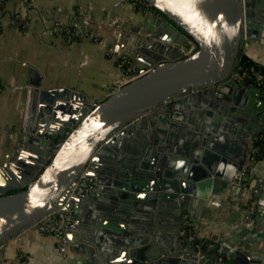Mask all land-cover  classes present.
I'll return each mask as SVG.
<instances>
[{"label":"water","instance_id":"1","mask_svg":"<svg viewBox=\"0 0 264 264\" xmlns=\"http://www.w3.org/2000/svg\"><path fill=\"white\" fill-rule=\"evenodd\" d=\"M146 1L158 28L149 25L138 46L127 51L134 69L106 98L94 99L77 86L35 82L29 117L13 138L15 155L0 166V247L63 208L72 209L71 232L89 229L83 238L91 245L81 246L98 264H264L263 248L212 251L204 244L200 248V240L188 233L175 248L165 244L154 224L164 197L175 199L173 215L187 212L197 219L218 192L217 183L237 186L245 176L250 139L264 125L226 111L213 117L206 106L210 98L232 101L238 88L264 103L253 81L237 77L243 74L237 67L245 44L256 37L255 28L264 27V0ZM188 37L198 48L182 56L179 45ZM199 108L203 115L194 121ZM156 138L172 160L163 158L167 153L151 154L163 150L155 146ZM89 162L92 187L78 191ZM6 175L23 187L10 192ZM96 203L107 210L108 224L88 221L98 215ZM70 238L75 239L72 233Z\"/></svg>","mask_w":264,"mask_h":264},{"label":"crops","instance_id":"2","mask_svg":"<svg viewBox=\"0 0 264 264\" xmlns=\"http://www.w3.org/2000/svg\"><path fill=\"white\" fill-rule=\"evenodd\" d=\"M86 13L91 16L90 28L95 39L85 37L72 41L63 29L77 23L81 14ZM155 15L150 7L137 10L129 0H1L0 166L8 155L11 159L15 155L13 138L29 117L35 82L42 81L45 87L77 86L94 99L106 98L127 74L121 59L127 58L126 53L133 46H138L136 40L144 34L143 30L150 26L152 31L158 28L156 19L153 20ZM254 33L256 37L245 44L244 52L264 64V27L255 28ZM234 94L237 98L233 102L221 103L210 98L206 109L213 117L216 114L224 117L223 111H226L237 120L246 118L255 126L264 125V103L248 89L238 88ZM39 104L38 101V111ZM201 114L202 109H197L194 121H199ZM155 141V146L160 145L163 150L156 148L151 154L161 158L167 153L163 158L172 160L167 148L158 138ZM44 150L36 153L43 154ZM29 166L32 168L34 164ZM244 175L237 186L230 182L217 183L218 192H212V198L204 203L197 219L191 220L187 212L173 215L170 209L175 199L164 197L165 206L161 207V216L156 217L154 224L160 227L165 244L180 247V236L185 238L188 233L200 240V248L204 244L212 251L232 250L237 246L250 251L264 249V154ZM16 180L6 175L3 183L11 189L23 187L12 184ZM92 206L98 215H92L88 221H94L93 218L104 224L112 221L106 209L97 203ZM78 229L71 232L78 244L69 245L68 252L64 253L52 233L37 225L29 227L0 247V264H98L89 260L88 247L81 246L88 242L87 246L91 245L83 238L89 229L86 226ZM126 230L132 234L134 227L129 225Z\"/></svg>","mask_w":264,"mask_h":264},{"label":"built area","instance_id":"3","mask_svg":"<svg viewBox=\"0 0 264 264\" xmlns=\"http://www.w3.org/2000/svg\"><path fill=\"white\" fill-rule=\"evenodd\" d=\"M129 1L135 7L136 6L143 7V8L150 7L146 0H129ZM90 22H91V16L89 14L88 15L83 14V16L81 15L79 17L78 22L75 23L72 27L67 29L69 30L68 36L72 37V36L92 35L94 37V34L89 29ZM0 26H1V22H0ZM197 48H198L197 42L190 37H188L183 44L179 45V51L182 56H187V55L192 54ZM122 63L126 65L128 63L127 71L128 70L132 71L134 69V65L130 63L128 60H123ZM239 66H240V63H239ZM239 69H243V66L241 65V68L239 67ZM263 77H264L263 73L259 71L256 72L254 81H255V84L259 87V90H260V86L264 82ZM260 133L261 132L252 136L250 139L243 172H245L246 169H248L251 166V164L256 162L258 159L257 156L259 155V153L261 154V145H263V143L261 144L256 143L258 139H261L262 135ZM262 140H264V136L262 137ZM61 141H62V138H59L55 142V148H57L60 145ZM263 154L264 152H262V155ZM90 168H92L91 162L87 164L84 171L80 174L79 181L76 183V189L78 191H82L83 189H88L92 187L93 178L87 175V171ZM73 221H74V215H73L72 209L61 208L59 210H56L50 213L43 219H41L36 225L41 230L52 233L55 236V239L58 242L60 249L64 253H67L69 245L78 244L76 240H73L70 238L71 226H72ZM208 245L211 246L210 244Z\"/></svg>","mask_w":264,"mask_h":264},{"label":"trees","instance_id":"4","mask_svg":"<svg viewBox=\"0 0 264 264\" xmlns=\"http://www.w3.org/2000/svg\"><path fill=\"white\" fill-rule=\"evenodd\" d=\"M1 1V0H0ZM139 7V6H138ZM143 8V7H142ZM0 22H1V17H0ZM2 31V25L0 26V32ZM75 39H71L72 41L75 40H79L80 38L78 37H74ZM242 66L243 69L250 75V77H252L255 80V74L256 72H261L264 75V64L254 60L253 58L249 57L245 52L243 53L240 62H239ZM264 78V77H263ZM0 88H1V84H0ZM260 94L262 96H264V82L262 83V85L260 86ZM261 139H258L256 141L257 144H261L263 143V145H261V154L259 153V155L257 156L258 158H260L262 156V152H264V140H262V137L264 136V130L261 131L260 133ZM263 141V142H262ZM18 190V188L15 189H11L10 192L16 191Z\"/></svg>","mask_w":264,"mask_h":264},{"label":"rangeland","instance_id":"5","mask_svg":"<svg viewBox=\"0 0 264 264\" xmlns=\"http://www.w3.org/2000/svg\"><path fill=\"white\" fill-rule=\"evenodd\" d=\"M135 7V6H134ZM137 10H142L143 8L142 7H138V6H136L135 7ZM82 16H83V14H81ZM84 15H88L87 13L86 14H84ZM79 20V19H78ZM92 20V19H91ZM74 25V24H73ZM73 25H71V26H68V27H65L64 29H63V33L69 38V39H75L74 37H78V38H80V39H82V38H93V39H95V35H94V37L92 36V35H85V36H72V37H69L68 36V31L69 30H67L68 28H70V27H72ZM89 29L91 30V28H90V24H89ZM92 32V31H91ZM93 33V32H92ZM94 34V33H93ZM123 60H128L129 62L131 61V59L130 58H123V59H121V65L125 68V70H126V73H128V72H131V70H128L127 71V68H128V63H127V65L126 64H123L122 63V61ZM132 62V61H131ZM130 62V63H131ZM239 67L241 68V64H240V66L238 65V69H239ZM237 77H242V78H245V77H247L248 79H250L251 81H253L254 83H255V81H254V79L252 78V77H250V75L245 71V70H243V74L242 75H237ZM264 97V96H263Z\"/></svg>","mask_w":264,"mask_h":264},{"label":"flooded vegetation","instance_id":"6","mask_svg":"<svg viewBox=\"0 0 264 264\" xmlns=\"http://www.w3.org/2000/svg\"><path fill=\"white\" fill-rule=\"evenodd\" d=\"M235 98H237V97H235ZM235 98H233L232 102H233L234 100H236Z\"/></svg>","mask_w":264,"mask_h":264}]
</instances>
